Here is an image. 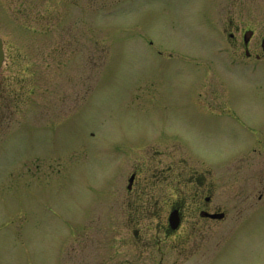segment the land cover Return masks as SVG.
<instances>
[{"label":"rangeland","instance_id":"rangeland-1","mask_svg":"<svg viewBox=\"0 0 264 264\" xmlns=\"http://www.w3.org/2000/svg\"><path fill=\"white\" fill-rule=\"evenodd\" d=\"M224 6L242 18L255 12L261 37L264 0H0V39L22 67L50 76L51 118L65 95L62 127L15 135L0 151V167H11L0 171V216L17 204L15 245L0 239V264H106L108 227L100 214L116 177L110 161L126 142L172 134L178 169L200 170L264 139V50L250 42L260 57L248 60L240 47L217 42L210 16ZM204 102L221 110L215 115ZM33 142L39 151L45 145L53 167L62 157L60 179L28 180L23 158ZM241 161L228 166L261 165ZM143 176L154 183L152 173Z\"/></svg>","mask_w":264,"mask_h":264},{"label":"flooded vegetation","instance_id":"flooded-vegetation-1","mask_svg":"<svg viewBox=\"0 0 264 264\" xmlns=\"http://www.w3.org/2000/svg\"><path fill=\"white\" fill-rule=\"evenodd\" d=\"M240 13L233 6H224L220 13H212L209 23L217 32V42L240 47L248 60H258V54L250 53L249 43L260 42L262 52L264 33L255 38L259 26L255 12L244 18ZM10 48L2 42L0 151L15 135L33 130L46 133L50 128L62 127L65 121L63 91L59 94V111L51 118L50 76L35 70L32 64L22 67L21 56L12 54ZM48 61L46 55L42 64ZM35 95H38L36 102ZM201 105L215 115L221 110V104ZM23 115L26 119L18 120ZM164 139L147 142L150 148L147 151V143L137 142L129 147L126 142L110 161L112 164L116 160V168L111 167L110 172L111 179L116 177L102 204L106 213L100 214L108 227L106 264H264V139L257 140L251 151L237 150L232 155L242 159V164L247 158L259 161V166H228L232 159L229 158L221 166H205L200 170L178 169L176 139L172 134ZM151 142H158L160 149L153 148ZM34 143L23 158L28 162L25 168L28 180H34L36 175L37 182L46 181L50 174L60 179L64 171L62 157L58 155V164L53 167L45 145L39 151ZM131 159L136 160L135 164L130 163ZM10 168L0 167V171L7 173ZM145 173L153 174V184L146 182ZM15 183L16 180L10 182V190L16 188ZM93 209L91 206L87 217L94 219L97 213ZM16 212L17 204L4 218L0 216V239L9 238L13 246L17 235ZM120 249L126 251L122 253Z\"/></svg>","mask_w":264,"mask_h":264},{"label":"water","instance_id":"water-1","mask_svg":"<svg viewBox=\"0 0 264 264\" xmlns=\"http://www.w3.org/2000/svg\"><path fill=\"white\" fill-rule=\"evenodd\" d=\"M3 59L2 49H1V41H0V65Z\"/></svg>","mask_w":264,"mask_h":264}]
</instances>
